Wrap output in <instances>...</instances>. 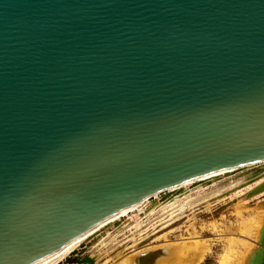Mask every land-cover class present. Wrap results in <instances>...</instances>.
Wrapping results in <instances>:
<instances>
[{
	"label": "water",
	"instance_id": "95a60500",
	"mask_svg": "<svg viewBox=\"0 0 264 264\" xmlns=\"http://www.w3.org/2000/svg\"><path fill=\"white\" fill-rule=\"evenodd\" d=\"M263 161L264 0H0V264Z\"/></svg>",
	"mask_w": 264,
	"mask_h": 264
},
{
	"label": "rangeland",
	"instance_id": "374dc122",
	"mask_svg": "<svg viewBox=\"0 0 264 264\" xmlns=\"http://www.w3.org/2000/svg\"><path fill=\"white\" fill-rule=\"evenodd\" d=\"M263 168L264 164H255L194 182L173 192L161 193L158 198H150L149 205L171 198H176L177 205L186 197L187 201L189 197L201 198L219 189L224 192L219 200H210L209 207L205 203L193 209H184L181 217L172 221L168 216L163 219L165 215L162 212L150 216L148 209L138 211L142 227L132 217L134 213L122 216L91 234L51 264H80L78 260L87 256L97 257L100 264H114L149 247L185 241L198 246L199 252L204 254L200 264H236L239 255L248 246L255 247L258 243L255 231L242 230L259 211H264V192L259 196L249 195L256 185L249 181L250 177Z\"/></svg>",
	"mask_w": 264,
	"mask_h": 264
},
{
	"label": "bare ground",
	"instance_id": "6f19581e",
	"mask_svg": "<svg viewBox=\"0 0 264 264\" xmlns=\"http://www.w3.org/2000/svg\"><path fill=\"white\" fill-rule=\"evenodd\" d=\"M256 164H264V161L256 163ZM252 165H255V164H250V165L243 166L240 168L242 169V168L252 166ZM240 168L223 170V171L211 173V174H208L205 176H201L199 178H196V179L191 180L189 182H186L184 184L169 188L168 190L160 192L158 194H155L152 197L146 198L145 200L141 201L140 203H138L134 206H131L130 208H128V209L118 213L117 215L113 216L112 218L107 220L105 223L100 225L98 228L93 230L91 233H89L87 236H85L83 239H81L78 243L85 240L91 234H93L94 232H96L97 230L102 228L103 226L107 225L108 223L115 221L116 219H118L122 216H127L130 213H134V215L132 217L135 218L137 225L142 227V221H141L142 218L139 215L138 211L143 210V209H148V214L150 216L153 214H156L158 212H162V215H165L163 217V219H166V217L168 216V217H170V220L172 221L176 218L181 217L180 214L182 212H184V209H188V208L193 209V208H196L197 206H200L201 204H205V203H207V207H209L211 204L210 200H212L213 198L219 200L223 196V193H224L223 191L220 192V189H219V190H216V192H214V193H209L208 195L203 196L201 198H197V199L189 197V200H187V201H186V199H188V198L186 197V199L184 201L180 202L177 205H175V203H177V201H175L176 198H171V199L165 200V201L158 200V202L156 204H151V205H149L150 203H148V202H149L150 198H158L159 194H161V193L173 192V191L181 189L185 186H189V185L193 184L194 182H200V181H204V180H207L209 178H212V177L231 173V172H234ZM249 181L251 183L252 182L256 183V185L252 188V191L249 195H252V196L253 195L259 196V194L261 195V193L264 192V168L261 171L257 172L254 176H251ZM238 186H240V185H238ZM218 192H220V193L218 194ZM216 202H218V201L216 200ZM259 212H258L257 216H255L254 218H252L250 220L249 224L244 225V228L242 230V232L255 231L257 234L258 243L255 245V247L252 245L248 246L239 255V257L236 261V264H249L252 253L259 247L260 234H261V230L264 227V211L263 212L259 211ZM150 228H151V226H149V229ZM145 231H147V230H145ZM141 234H143V232H141ZM231 241H232V238H231ZM78 243H76L73 247H75ZM172 243H167V244H164V245L159 246V247L153 246L152 248L149 247L148 249H143L140 251V253L139 252L134 253V255H131V256L127 257L126 259H123L121 262L114 263V264H200L201 263V261L204 257V254L199 252L198 246H195L192 243H189V241L188 242H186V241L185 242H177L174 244H172ZM246 244L247 243H245V245ZM73 247H71L68 251H66L60 257L65 256L67 253H69V251ZM88 257L91 260L92 264H100L98 262L97 257H91V256H88ZM78 262H80V264H91L90 262L86 261V259H84V258L81 260H78Z\"/></svg>",
	"mask_w": 264,
	"mask_h": 264
}]
</instances>
